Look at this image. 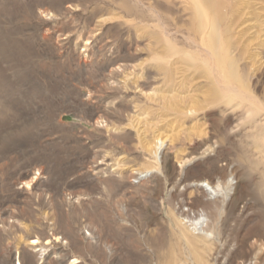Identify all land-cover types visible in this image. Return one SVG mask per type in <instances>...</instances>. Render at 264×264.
Instances as JSON below:
<instances>
[{
	"label": "rangeland",
	"instance_id": "obj_1",
	"mask_svg": "<svg viewBox=\"0 0 264 264\" xmlns=\"http://www.w3.org/2000/svg\"><path fill=\"white\" fill-rule=\"evenodd\" d=\"M0 264H264V0H0Z\"/></svg>",
	"mask_w": 264,
	"mask_h": 264
},
{
	"label": "bare ground",
	"instance_id": "obj_2",
	"mask_svg": "<svg viewBox=\"0 0 264 264\" xmlns=\"http://www.w3.org/2000/svg\"><path fill=\"white\" fill-rule=\"evenodd\" d=\"M209 1V3H212V5H214V6H220V0H207V2ZM200 12H202V11H205V9H200L199 10ZM207 13V12H206ZM206 13H205V15H206ZM208 16V15H207ZM206 16V17H207ZM207 19V18H206ZM216 31V30H215ZM215 31H214V28L211 30V32H210V34L212 35V36H214V33H215ZM204 48H206V47H204ZM206 50H208V49H206ZM224 51V50H223ZM211 57H213V53L212 52H207ZM232 64H233V62H231ZM230 65V64H229ZM231 68V67H230ZM230 70V69H229ZM214 73H216L218 76H220L219 75V70L217 69V68H215V70H214ZM234 73H231V75L233 76V77H235V74L233 75ZM215 77V76H214ZM232 83V82H231ZM230 83V84H231ZM230 86V85H229ZM231 88H232V86H231ZM233 89H234V87H233ZM230 91H232L231 89H230ZM232 93V92H231ZM197 186V188H201V189H203L204 191H206V192H208V194H210V196L212 197V198H216V197H218V194H219V191L217 190V188H215V187H213V186H211L210 184H208V187L207 188H204L205 187V185H203L202 183H199V184H197L196 185ZM218 188H220L219 186H218ZM222 192V191H221ZM201 223V224H200ZM200 223H197V226H199L198 224H200L201 225V227H202V230H203V227H205V226H207L208 225V219H206V218H204V219H202V221L200 222ZM197 228V227H196ZM35 243H37V240H35V239H31V241H30V244L31 245H35Z\"/></svg>",
	"mask_w": 264,
	"mask_h": 264
}]
</instances>
